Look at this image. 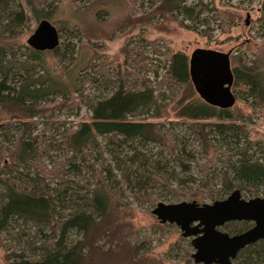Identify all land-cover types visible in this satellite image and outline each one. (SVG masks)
Masks as SVG:
<instances>
[{
	"label": "trees",
	"instance_id": "16d2710c",
	"mask_svg": "<svg viewBox=\"0 0 264 264\" xmlns=\"http://www.w3.org/2000/svg\"><path fill=\"white\" fill-rule=\"evenodd\" d=\"M130 1L135 8L138 0ZM189 1L153 3L171 21H179L173 16L177 13L184 20L198 23L206 11L205 0H194V5H188ZM261 1L264 10V0ZM26 4L0 0V113L7 117L0 124V243L5 234L19 227L18 223L25 226L18 233V246L5 255L4 264H148L140 246L132 243L129 222L128 225L124 221L131 212L130 202L123 201L125 188L153 201L154 195L149 191L154 189L165 187L163 191L177 192L168 183L170 179L177 180L181 187L196 180L174 176L167 165H150L136 148L131 156L122 151L131 143L158 142L175 156L182 171H189L184 158L198 163L194 154L198 151L191 147L188 150L186 140L174 131L180 121L204 146L198 153L209 157L208 150L212 151L206 165L214 167L215 159L221 156L230 158L223 170L200 182L199 187L208 194L193 190L190 200H223L235 191L243 197H260L264 190V146L250 141L242 123L244 116L238 110L212 106L200 97L192 82L189 56L175 51L164 54L161 77L159 70L143 57L142 46L128 42L123 50L124 64L132 81L121 74L125 72L118 71L116 87L109 95L89 99L85 95L87 86L98 84L91 74L72 82L70 89L37 71L39 67L46 70V51L31 45L34 34L26 44L19 39L32 19L38 22L37 30L44 24L57 35L58 29L50 21L51 12L38 10L32 0ZM24 47L29 50L28 58L18 56ZM74 49V45L63 50L57 45L48 52L59 57ZM234 59L233 67L231 58L233 89L241 100L264 109V63L256 56L248 59L244 54ZM151 70H156V84L140 76L142 71ZM166 86H180L184 92L177 101L176 121L160 128L152 120L162 117L158 94ZM82 106L88 107L90 121L52 137L37 133L38 119L56 125V111ZM151 111V116L137 119ZM3 130L15 131L17 135L10 141L3 136ZM101 149L111 154V163H116L122 178L113 173L112 166L99 168L92 161H100ZM148 165L157 170L153 176L146 172ZM202 170L208 174V170ZM166 175L168 178L163 180L161 177ZM252 226L248 222H231L224 229L236 235ZM232 264H264V240L243 250Z\"/></svg>",
	"mask_w": 264,
	"mask_h": 264
},
{
	"label": "rangeland",
	"instance_id": "374dc122",
	"mask_svg": "<svg viewBox=\"0 0 264 264\" xmlns=\"http://www.w3.org/2000/svg\"><path fill=\"white\" fill-rule=\"evenodd\" d=\"M27 1L20 0L25 6ZM32 1L38 10H44L45 13L51 12L50 21L58 29L56 45L49 42L38 47V50L44 47L39 51H46L43 57L46 70L42 71V68L39 67L37 71L41 75L52 76L53 80L59 81L70 89H73L72 82L86 74H91L94 79L98 80V84L91 83L87 86L85 95L89 99L109 95L116 87L118 71L125 72L121 74L132 81L133 77L131 78L130 73L125 71L127 68L124 64L123 50L128 42L142 46L143 57H147V61L159 70L161 77L164 74L163 66L166 59L164 54L174 51L184 52L190 58L196 50L230 53L234 60L233 67L236 64L234 58L241 54L246 55L248 59L256 56L260 58L261 63H264V20L262 18L264 10L261 0H205L203 4L206 6V11L198 23L184 20V16L177 13L173 16L177 17L179 21H171L168 18L169 15H163L162 10L154 5L153 0H138L135 8L132 7L130 0ZM196 3L197 1L190 0L188 5ZM28 25L24 36L19 39L23 44H26L33 34L35 35L38 22L32 19ZM57 45H60L62 50L67 45H74L75 49L74 52L66 51L59 57L53 53L49 54L48 50L54 49ZM28 54L29 50L24 47L19 50L18 56L28 58ZM155 72L156 70L142 71L140 76L150 78L156 84ZM232 91L236 97L234 109L244 116L245 120L242 123L247 128L250 141L254 145L264 146V109L241 100L236 91L234 89ZM183 92L184 90L180 86H166L160 90L158 107L163 110L162 117L152 120L160 128L169 127L170 122L176 121L177 101ZM152 113L154 111L144 112L137 119L143 120L151 116ZM56 116V125H51L52 123L47 119H38L37 133L44 134L46 137H52L54 134L60 135L67 128H73L83 121H90L91 113L87 106H82L75 110L56 111ZM5 119L7 117L0 113V124L5 123ZM174 131L180 138L186 140L188 150L190 147L195 148L198 152L203 150L204 146L202 148L200 142L196 140L193 132L184 122L180 121V124L174 127ZM2 134L12 141L17 132L3 130ZM99 140L102 144H106L103 139ZM133 148L145 156L150 161H148L150 165L156 163H160L162 166L167 165L170 168L169 172L174 176L186 180L193 179L196 182L192 183L191 181L181 187L177 180L170 179L168 183L177 192H170L169 189L163 191L165 187H161L160 190L154 189L149 191L154 195L153 201H148L145 195H138L137 191H128L125 188L126 197L123 201L124 203L130 202L131 212L124 221L130 224L128 231L131 232L132 243L140 246V252L147 258L148 264H195L192 259V254L195 252L191 244L192 239L183 237L182 231L175 224L162 225L152 211L159 203L177 204L194 201L200 205L214 203L215 201L211 199L190 200L189 196L193 190H198L199 194H208L206 189L199 187L200 182L223 170L230 158L218 157L215 159L216 164L213 167V165H206L212 151L208 150L209 157L194 152L198 163L185 156L184 163L188 166L189 171L184 172L178 165L179 163L175 161V156L167 153L161 143L141 144L135 142L124 148L122 152L131 156ZM99 151L103 154L100 161L95 159L92 161L99 168L112 166L113 173L117 174L118 178H122L121 173H118L115 167L116 163H111L113 160L111 154L103 149ZM56 155L53 153V156ZM45 161L47 164L50 162L46 158ZM150 165L146 167V172L153 176L157 170L151 169ZM204 168L208 170V174L202 170ZM161 178L166 180L168 175ZM214 190L216 191L217 187ZM137 195L139 199H136ZM260 197H264V190ZM244 198L249 200L254 197ZM18 224L19 227L13 229L15 231L4 235L2 246L0 243V264H4L5 255L18 246L20 239L18 233L25 228L23 224ZM222 231L233 235L224 227Z\"/></svg>",
	"mask_w": 264,
	"mask_h": 264
},
{
	"label": "water",
	"instance_id": "95a60500",
	"mask_svg": "<svg viewBox=\"0 0 264 264\" xmlns=\"http://www.w3.org/2000/svg\"><path fill=\"white\" fill-rule=\"evenodd\" d=\"M56 38L49 26L43 24L30 43L38 49L44 43L56 44ZM190 66L192 82L203 100L221 109L234 107L230 53L196 50L191 55ZM152 213L162 225L175 224L183 237L192 239L195 264H232L243 250L264 240V197L247 200L240 191L212 204L159 203ZM231 222H248L253 226L243 233L230 235L222 228Z\"/></svg>",
	"mask_w": 264,
	"mask_h": 264
}]
</instances>
